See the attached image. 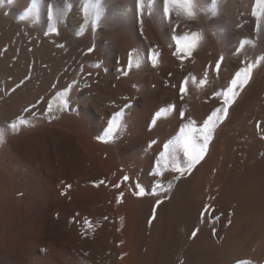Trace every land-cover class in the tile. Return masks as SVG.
Instances as JSON below:
<instances>
[{
  "label": "bare ground",
  "instance_id": "1",
  "mask_svg": "<svg viewBox=\"0 0 264 264\" xmlns=\"http://www.w3.org/2000/svg\"><path fill=\"white\" fill-rule=\"evenodd\" d=\"M249 64L181 175L184 125L202 127ZM240 262L264 264V2L0 0V264Z\"/></svg>",
  "mask_w": 264,
  "mask_h": 264
},
{
  "label": "snow or ice",
  "instance_id": "2",
  "mask_svg": "<svg viewBox=\"0 0 264 264\" xmlns=\"http://www.w3.org/2000/svg\"><path fill=\"white\" fill-rule=\"evenodd\" d=\"M264 2V0H262ZM55 15H61V10L59 8L53 9L52 5H49L48 7V17L52 21V26H51V33L52 34H58L57 29H56V24H55V18H54V13ZM142 13V9L140 10ZM66 14V13H64ZM83 33V28L81 29L80 33H77L78 35ZM189 39L188 37H180V38H174V42L176 46L179 48L178 52H174L173 54L178 57L179 61L183 63L186 59L191 57L192 54V48H186L184 41ZM60 47H63V45H59ZM193 48L195 45L192 46ZM91 51V49H90ZM160 58V53L157 51H153L151 55L149 56V60L152 64L153 67H156L158 65ZM222 59L218 60L215 64L216 71L218 72ZM101 65L96 64L95 67L99 68ZM138 66V63H137ZM132 69V64L131 60H129L128 63V71L124 72V75H128L129 71ZM253 65L249 64L246 68H241L239 71L235 73V77L231 80L230 86L227 88L225 92L222 93L224 96V100L222 102L223 106L216 108L214 111H212L211 115L207 117L206 120L203 122V126L200 128H197L195 126V121L190 120L188 124L184 125V129H182V132L187 131V135L184 138L183 141V147H184V155L187 157V167L184 169H177L183 175L184 172H191V170L201 161L204 159L209 144L214 138V132L216 127L221 124L228 115L229 107L235 102V99L239 95L238 89H243L249 82L250 79V74L252 72ZM204 78L200 80V85H206L208 83V75L209 73L207 71L204 72ZM187 84L188 80L187 78L183 79L180 84H179V92L181 98H183L184 94L187 92ZM171 110H175V105L170 106ZM51 109H49L50 111ZM26 111H30L26 110ZM122 115V113H120ZM156 117L159 118L161 115V112H157ZM180 116H184V112H180ZM27 121L23 117H18L16 121H14L11 124V128L13 130L17 129L18 126H22L26 124ZM155 123V121H153ZM113 131L112 126L110 125L108 128V133L111 134ZM168 146L165 145V149L167 150ZM125 180H127V177H124ZM103 183V181H101ZM139 196H143L144 190L141 188L138 190L136 193ZM122 199V197L118 198ZM159 203H162L161 201H157V205ZM152 219H155V215L152 216ZM87 223V222H86ZM198 229H194L192 236L195 238L196 233ZM240 264H244V262H240Z\"/></svg>",
  "mask_w": 264,
  "mask_h": 264
},
{
  "label": "rangeland",
  "instance_id": "3",
  "mask_svg": "<svg viewBox=\"0 0 264 264\" xmlns=\"http://www.w3.org/2000/svg\"><path fill=\"white\" fill-rule=\"evenodd\" d=\"M61 118V116H57V119Z\"/></svg>",
  "mask_w": 264,
  "mask_h": 264
}]
</instances>
